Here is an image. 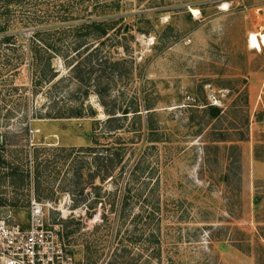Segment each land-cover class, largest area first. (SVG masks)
<instances>
[{
  "label": "rangeland",
  "instance_id": "374dc122",
  "mask_svg": "<svg viewBox=\"0 0 264 264\" xmlns=\"http://www.w3.org/2000/svg\"><path fill=\"white\" fill-rule=\"evenodd\" d=\"M65 10L118 23L50 35L57 54L32 36ZM1 20L0 222L50 203L74 264H264V0H45Z\"/></svg>",
  "mask_w": 264,
  "mask_h": 264
},
{
  "label": "built area",
  "instance_id": "2783aa9c",
  "mask_svg": "<svg viewBox=\"0 0 264 264\" xmlns=\"http://www.w3.org/2000/svg\"><path fill=\"white\" fill-rule=\"evenodd\" d=\"M33 199L27 224L0 222V264H74L62 229L49 222L45 207Z\"/></svg>",
  "mask_w": 264,
  "mask_h": 264
},
{
  "label": "trees",
  "instance_id": "16d2710c",
  "mask_svg": "<svg viewBox=\"0 0 264 264\" xmlns=\"http://www.w3.org/2000/svg\"><path fill=\"white\" fill-rule=\"evenodd\" d=\"M37 3H41L42 1L45 0H6V2L0 6V20L8 17L9 14L11 13V7L13 6H31L33 4V2ZM13 5V6H12ZM68 9V7H67ZM64 14H62L60 12V14H58V19L56 21H59L58 27L54 28L53 26H48V25H53V24H44L46 26H38L35 25L37 23V20H35V18L32 17H28L29 20L25 21L24 23H27L29 25L32 26H38V29H36V31L34 32L32 38L34 40H39V41H43L44 42V47L51 52H55V53H59L60 54V50L57 47V44H52L49 41L50 35L52 34H60L59 36V40L62 41L64 38V35L67 34L68 31H72L73 33H76L77 35L81 34L83 31H87V29H92L94 32H96V37L98 39H102L104 37H107V35L110 33V30L115 29V26L118 23V20H114V19H108V20H102V21H94L91 24H78V23H74L72 21H75L77 18L74 17L73 12L71 10H65L63 12ZM2 21V20H1ZM31 23V24H30ZM33 23V24H32ZM40 27V28H39ZM7 29L6 27H3V25L0 26V32H6ZM92 33V32H89ZM6 42L11 40L10 36H7L4 38ZM85 43V42H82ZM83 45V44H82ZM81 47V43L79 44V46L76 47V51L79 53V49ZM33 51V55L34 57L37 55V52L39 51L36 47H31V52ZM49 56V54H48ZM37 57V56H36ZM37 60V59H36ZM41 61V60H40ZM38 62V61H37ZM39 64L37 66H44L42 70H40L43 74L47 71V69H51V57H48V62L46 64H44L43 62H38ZM36 64V63H35ZM73 72L76 73L75 77L80 78L81 77V73H80V64L77 63L74 67H73ZM56 76V74H52L51 76H48L47 74L41 75V78L39 79L38 84L36 85H44L51 83L54 80V77ZM106 89L100 85L99 83V96L103 101V105L106 107V104L104 103V98L106 95ZM213 110V115H218L221 111L220 108H217L214 106V108H212ZM108 115L110 116H114L116 114L115 110H107ZM128 111L126 110L125 112H123V114L125 115L124 117H128ZM83 115V111L80 110V108H76L75 110H71L68 115L66 116L64 112L56 114L55 116H51L49 115L48 117L51 119H64V118H81ZM116 120H121V119H117L115 117H110L109 118V122H113ZM124 128V124L120 123L117 125H113L110 126L109 131H117L120 129ZM4 145V141L0 140V147H3ZM118 156L117 158H110V156H106V161L107 164H105V170L106 171V175L103 176V180H105L106 178H108L110 176V172L107 169V167H112V169L115 168V166L117 165V163H120L121 161V153L118 152L117 153ZM100 158V157H99ZM103 158H105L103 156ZM118 159V160H117ZM109 162V163H108ZM117 162V163H116ZM110 164V165H109ZM102 168V167H101ZM23 226L26 225V223L22 224Z\"/></svg>",
  "mask_w": 264,
  "mask_h": 264
},
{
  "label": "bare ground",
  "instance_id": "6f19581e",
  "mask_svg": "<svg viewBox=\"0 0 264 264\" xmlns=\"http://www.w3.org/2000/svg\"><path fill=\"white\" fill-rule=\"evenodd\" d=\"M229 4L228 3H224L223 5H221V8L223 10H228ZM193 13H198V10L196 9H192ZM249 43L250 46L252 48H264V32H258V33H250L249 34Z\"/></svg>",
  "mask_w": 264,
  "mask_h": 264
}]
</instances>
